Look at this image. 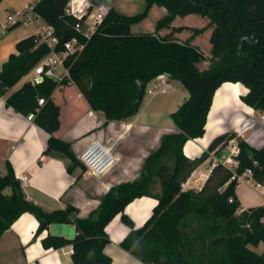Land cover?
<instances>
[{"label":"trees","instance_id":"trees-1","mask_svg":"<svg viewBox=\"0 0 264 264\" xmlns=\"http://www.w3.org/2000/svg\"><path fill=\"white\" fill-rule=\"evenodd\" d=\"M1 1V0H0ZM71 0H38L34 12L52 28L58 43L51 48L37 33L16 43L0 70V96L16 111L34 114V122L49 133L45 154L68 158V170L85 166L72 144L56 135L61 126V107L53 99L54 90L74 83L92 111H101L108 121L136 115L146 85L159 74L181 82L188 97L170 113L176 131L162 136L160 146L145 159L140 176L113 186L90 215L79 216V209L68 203L64 209L48 211L26 198L21 180L12 165L0 173V236L23 213L39 221L37 234L54 223H73L72 238L49 233L45 248L72 245L73 264H112L105 252L111 241L106 225L118 214L129 227L121 246L147 264H264V250L252 246L264 242V203L240 209L233 172L217 163L200 190L183 189L182 183L210 152L221 154L236 139L239 152L237 171L252 170V179L264 184V146L255 147L237 132L216 136L200 158L191 160L184 153L189 139L202 137L216 90L224 82L247 87L242 101L264 111V0H146V8L128 14L112 6L97 29L87 37L82 18L67 11ZM166 13L154 31L135 32L133 25L147 17L152 6ZM197 14L213 25L207 55L191 38L177 39L172 27L179 15ZM76 38L84 47L70 54L65 65L70 77H45L23 83L8 93L38 62ZM208 61L206 66L202 63ZM44 98V104L39 99ZM159 183V192L151 188ZM153 195L158 203L141 227H135L125 207L137 197Z\"/></svg>","mask_w":264,"mask_h":264},{"label":"crops","instance_id":"crops-1","mask_svg":"<svg viewBox=\"0 0 264 264\" xmlns=\"http://www.w3.org/2000/svg\"><path fill=\"white\" fill-rule=\"evenodd\" d=\"M118 4L122 9L128 5L125 1L116 0L114 6L117 7ZM94 6V3L87 4L86 9L93 11ZM12 10L16 9L9 7L8 15ZM18 25L9 29H15ZM38 28L40 27L36 24L33 33H36ZM31 34L15 29L8 44H0V70L10 54L17 53V41ZM21 80L9 89L8 93L16 90ZM239 84V99H235L233 91H229L225 93L229 102H223L218 108H214L212 102L204 135L186 142L184 153L191 160L200 158L208 150L212 140L226 132H237L255 147L264 146V111L255 110L242 101L241 96L247 93L248 89ZM181 85L179 95L169 104L170 110L178 108L189 95L185 86L182 83ZM53 99L61 107V126L56 135L71 142L78 157L93 139L100 138L114 146L117 162L102 176H92L81 167H76L70 172V159L44 153L49 133L28 115L8 107L5 97L0 96V173L7 171L9 162L18 178L27 175L28 181L21 182L26 198L48 211L64 209L71 203L78 207L79 216L90 215L99 207L101 198L113 186L137 179L147 156L160 146L162 136L176 131V126H172L161 131L155 138H125L133 129V121H129V118L108 121L103 112L92 111L74 83L58 86L53 92ZM235 143L236 139L231 140L221 154L230 153L232 147L237 145ZM219 155L210 152L186 179L188 185L185 189L200 190L211 173L213 161ZM243 184H248L258 191L262 199L250 204L251 194L240 191ZM243 184L237 186L241 210L264 203L262 188L253 186L251 182ZM153 186L152 191L159 189L158 182ZM243 202H246V205ZM157 203L158 199L153 195L137 197L126 205L125 213L132 218L135 227H141L152 215ZM38 227L39 221L32 213L21 214L0 236V264H73L72 245L45 248L42 240L49 233L72 238L76 233L74 224L54 223L40 234H37ZM105 229L111 240L105 246V252L112 257V264H147L121 246L120 243L127 236L129 227L123 223L120 214L116 215Z\"/></svg>","mask_w":264,"mask_h":264},{"label":"rangeland","instance_id":"rangeland-1","mask_svg":"<svg viewBox=\"0 0 264 264\" xmlns=\"http://www.w3.org/2000/svg\"><path fill=\"white\" fill-rule=\"evenodd\" d=\"M38 0H1L0 1V29L1 24H4L7 21L9 7H14L16 10H26V5L28 3H37ZM80 5L78 8H82L83 12H86L87 4L94 3L96 5L106 4L108 6H114L116 0H77ZM125 1L128 5L126 8H121V5L118 4L116 7L120 11H124L128 14H137L141 13L146 8V0H121ZM76 3V5H77ZM166 13L164 7L152 6L149 10L147 17L144 20L137 22L133 25V30L135 32H145V31H154L157 21ZM80 14V13H79ZM29 16L33 17L34 21L29 20ZM22 23L15 27V29L24 31L26 33H33L36 30V24L42 28H47L48 25L43 21V19L35 14L34 11L28 10L26 16L22 17ZM27 22V24H25ZM213 25L210 23V19L202 17L197 14H188V15H179L176 17L172 23V27L164 29L163 34L172 32V34L179 40L185 41L188 38H191L192 42L199 46L207 55L210 50V34L212 31ZM15 29H9L6 33L2 34L0 32V44H8L9 39L13 35ZM208 61L202 63V66H206ZM35 73L32 70L29 74L22 78L21 82L16 86L15 89L19 88L23 83L30 81L34 78ZM153 86V82H149L146 85V90L144 94L143 101L140 105L138 113L129 118V121H133V129L125 138H155L161 131H165L169 127L175 126L174 121L170 115L171 111H174L176 108L170 110L169 104L174 97H177L180 93L181 83L174 81V87L167 93H157L152 94L150 92ZM188 95V94H187ZM174 109V110H173ZM122 127V126H121ZM117 129V128H116ZM119 129V127H118ZM117 129V130H118ZM237 143V140H236ZM235 143V144H236ZM154 189V186H153ZM241 193L246 192L251 194V199L249 200L250 204L260 201L262 199L261 195L255 189L249 187L248 184H243L240 187ZM159 192V189L156 191L153 190V193ZM246 201V200H245ZM248 202V201H247ZM244 204L246 202H243ZM246 205V204H245ZM257 252H263L264 242H261L258 246H252Z\"/></svg>","mask_w":264,"mask_h":264},{"label":"built area","instance_id":"built-area-1","mask_svg":"<svg viewBox=\"0 0 264 264\" xmlns=\"http://www.w3.org/2000/svg\"><path fill=\"white\" fill-rule=\"evenodd\" d=\"M79 5V3L76 5V3L71 0L67 7V11L71 14H74L75 16H78L79 18H82L85 14L87 15L83 24H77V28H83L86 36L89 37L97 29L99 24H101L103 18L108 13L111 6L99 4L94 6L95 8L93 11L86 10V12H83L82 8H78ZM34 6L35 4L29 3L25 7L26 10H12L7 17V21L4 24H1L0 32L3 34L12 26L21 24L23 22L22 17L27 15L28 10L34 11ZM29 20L33 21L31 16H29ZM25 24H27V22H25ZM36 33L39 35L40 40L47 42L51 48H54V46L58 43V38L53 36L52 28L50 26L47 28H38ZM83 47L84 44L80 43L76 38H73L72 40L65 43L63 49H53L52 52L43 57L33 69L35 76L30 80L31 83L36 84L42 81L45 77L56 80H62L64 77H70L69 69L65 65V60L70 54L80 51ZM152 82L153 86L150 90L152 94L167 93L174 87V81L167 74H159L152 80ZM44 102V98L39 99L40 105H43ZM28 116L30 119H33L34 114L31 113ZM238 152V145L233 146L230 153H222L217 159L213 161L212 168L217 163H222L233 172L232 176L230 177V181H235L237 186L246 182H251L253 186L262 188L261 192L264 197V184L257 183L252 179L251 169H246L242 173L237 171V168L239 167V161L235 155H237ZM212 153L214 152L212 151ZM79 159L85 166L87 173L92 176H102L108 173L117 162L114 146L105 143L100 138L93 139L81 152ZM19 179L21 182H26L28 181V176L22 175ZM187 185L188 180L182 183V188L185 189Z\"/></svg>","mask_w":264,"mask_h":264},{"label":"bare ground","instance_id":"bare-ground-1","mask_svg":"<svg viewBox=\"0 0 264 264\" xmlns=\"http://www.w3.org/2000/svg\"><path fill=\"white\" fill-rule=\"evenodd\" d=\"M73 2L77 3V0H73ZM233 91V96L235 99H239L240 94V84L235 82H226L224 83L221 88H219L214 96L213 106L214 108H218L221 106L223 102H229L228 97L225 93Z\"/></svg>","mask_w":264,"mask_h":264}]
</instances>
